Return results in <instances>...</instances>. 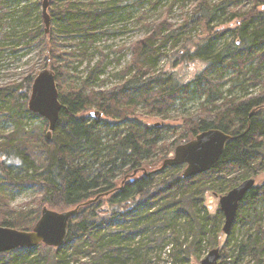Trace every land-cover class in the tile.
<instances>
[{"label":"trees","instance_id":"16d2710c","mask_svg":"<svg viewBox=\"0 0 264 264\" xmlns=\"http://www.w3.org/2000/svg\"><path fill=\"white\" fill-rule=\"evenodd\" d=\"M14 1L30 5L33 0ZM188 1L194 5L180 23L170 21L172 4L158 21L146 25L151 32L131 46L133 58L119 74L121 83L105 91L89 89L104 75L102 63L91 69L82 88L60 91L66 72L54 64L62 58L58 33L80 39L77 52L69 55L84 61L89 57V42L103 30L109 16L123 7L148 3L155 8L162 0H50V33H46L42 14L41 27L22 34L28 44L45 53L44 68L53 63L63 110L53 137L43 136L37 149L27 124L41 119L47 125V121L28 108L34 70L21 84L0 87V122L13 126L10 133L0 130V226L31 231L45 206L57 212L79 210L70 221L63 247L40 245L3 253L0 264H68L69 259L80 264L83 254L89 256L84 264H148L147 254L141 253L145 249L131 244L161 227L162 217L170 221L175 233L176 221L183 215L190 218L187 224L194 247L206 236L209 247L217 245L219 230L206 229L210 215L199 216L206 196H221L264 174V119H258L264 109V79L259 76L264 69V0H253V7L244 12L240 5L246 0ZM221 17L228 20L219 22ZM233 21L237 26L231 32L233 38L225 40L229 30L222 28ZM169 43L175 54L171 68L159 72ZM192 65L199 66V72L187 82L184 70ZM248 65H254L255 71L249 82L261 85L262 90L244 99L225 98L219 74L211 76L212 70L226 67L236 70L240 78L247 77ZM194 82L205 104L195 115L182 119L183 125L171 133L174 142L167 144L170 127H149L136 110L141 106L151 116H166L179 99L191 98L189 85ZM90 109L98 117L84 115ZM212 129L233 139L211 171L193 178L183 177L186 166L159 171L173 149ZM24 189L41 195L38 209L26 212L10 207L13 195ZM262 202L264 185L246 196L236 217L255 222V234L243 243L235 241L255 264H264V224L256 210ZM243 205H247L246 212L239 214ZM232 240L233 235L228 245ZM226 252L228 246L221 252L220 264L225 263Z\"/></svg>","mask_w":264,"mask_h":264},{"label":"rangeland","instance_id":"374dc122","mask_svg":"<svg viewBox=\"0 0 264 264\" xmlns=\"http://www.w3.org/2000/svg\"><path fill=\"white\" fill-rule=\"evenodd\" d=\"M210 1L216 3L221 0ZM42 2L43 0H33L30 5H26V2L23 1L9 0L0 3V87L21 84L31 74L32 70H34L32 72L34 74L33 76L36 75L35 78L44 69L52 70L53 63H49L44 68L45 53L40 48L28 44L22 37V34L26 30L33 27H41ZM172 4L173 10L170 15V21L180 23L182 16L185 12L192 9L194 2L188 0H162L155 8L150 7L148 3L136 8H121L115 15L109 16L108 23L105 24L103 30L89 42V57L84 61L79 57L69 55L77 52L76 46L81 43L80 39L75 35L58 33V54L62 58H56L54 64L61 71L63 70L67 73L64 74L62 81L59 83L60 91L66 92L71 88H82L83 82L88 78L91 69L101 63L103 64L104 75L100 77L99 82L90 85L89 89L96 92L105 91L120 84L122 80L119 74L131 63L133 58L130 50L131 46L151 32L146 25L158 21L160 16L165 12V8ZM253 5V0H246L241 3L240 9H243V12L248 11ZM227 20L225 17L219 18V22ZM236 27L235 21L226 23L224 28H222L225 32L229 30L225 40H231L233 38L231 32ZM52 28V25H50L49 33ZM165 54L160 60L159 72L171 68L170 62L175 55L171 43L166 46ZM67 60H70L69 64L66 62ZM253 66H247V77L240 76L239 78L236 70L227 69L222 66L212 70L210 74L211 76L219 74L221 79L219 88L225 98L244 99L250 96H256L263 88L261 85L253 86L248 80L249 77L255 75ZM198 72L199 66L192 65L185 68L183 76L186 77L187 82H190ZM259 76L264 79V69L260 71ZM189 90L192 93L191 98L185 100L179 99L166 116H151L141 106L136 110L139 119L145 125L149 127H154L155 125L170 127V129H167L165 137L167 144L174 142L175 137L171 133L174 128L183 125L182 119L195 115L201 109V106L205 104V98L197 92L195 82L189 85ZM219 102L221 104V101ZM96 112L95 109H90L84 115L88 116ZM258 119L261 121L264 119V109ZM26 128L34 136L31 135L35 148L37 147L39 149L42 137H47L49 132L48 122L45 125L43 120L35 119L28 123ZM0 130L10 133L13 130V126L4 125L0 122ZM175 150L173 149L171 151L168 158L174 157ZM255 180L256 187L264 185V174L255 177ZM40 200L41 195L39 193L34 192L32 189H24L13 195L10 201V207L17 211L23 210L28 212L38 209L40 207ZM181 204L183 205V203ZM246 209L247 205H243L239 214L245 213ZM256 210L261 214L264 224V202L259 204ZM208 214L210 215V222L206 221V229L219 230L217 233L218 243L216 242L217 245L215 247H209V239L207 236L197 248L193 246L190 233L191 225L187 224V220L190 221V218L185 215L178 217L175 233L173 227L169 225L170 221L162 217L163 224L161 227H154L153 232L150 230L151 232L148 235L137 237L135 242L131 244V247L144 248L145 251L141 253L142 255L147 254L148 264H200L211 250L220 248L222 252L226 246H228V254L226 252L227 256L223 260L225 262L224 264H255V260L250 253L240 252V247L235 242L243 243L247 240L248 235L255 234V222L253 221L251 223L252 220L242 221L236 219L229 235H225L222 231L225 224V216L220 210L219 198L215 197L212 193L206 196L199 216L205 218ZM251 215H253V212L249 216L251 217ZM173 216L170 215L169 217L173 218ZM232 235L234 240L228 245ZM150 236H154L153 239L155 241H152ZM80 258V264L89 262V256L87 254L81 255ZM221 261L222 258L219 264ZM68 264L75 263L69 259Z\"/></svg>","mask_w":264,"mask_h":264},{"label":"water","instance_id":"95a60500","mask_svg":"<svg viewBox=\"0 0 264 264\" xmlns=\"http://www.w3.org/2000/svg\"><path fill=\"white\" fill-rule=\"evenodd\" d=\"M42 7L46 33H48L51 25L49 0H43ZM28 108L30 112L48 122L47 138L51 140L63 110L56 75L51 69L42 70L34 79ZM91 116L98 117V114L95 113ZM101 116L99 115V117ZM232 139L230 135L217 129L202 132L194 140L178 146L174 157L166 159L159 171L169 167L186 166L183 175L185 178L205 174L218 164L228 142ZM255 187L256 180L250 178L230 190L226 195L216 196L219 198L220 210L225 216V224L222 230L225 235H229L241 203ZM78 210L79 207L57 212L45 206L41 211L39 221L31 231H20L0 226V254L19 249H34L40 245L52 248L63 247L69 237L70 221L76 216ZM220 259L221 249L216 248L211 250L200 264H219Z\"/></svg>","mask_w":264,"mask_h":264}]
</instances>
